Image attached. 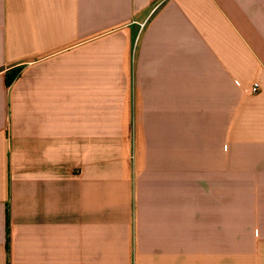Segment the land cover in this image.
<instances>
[{"label":"crops","instance_id":"0c3cea01","mask_svg":"<svg viewBox=\"0 0 264 264\" xmlns=\"http://www.w3.org/2000/svg\"><path fill=\"white\" fill-rule=\"evenodd\" d=\"M0 264H264V0H0Z\"/></svg>","mask_w":264,"mask_h":264},{"label":"trees","instance_id":"16d2710c","mask_svg":"<svg viewBox=\"0 0 264 264\" xmlns=\"http://www.w3.org/2000/svg\"><path fill=\"white\" fill-rule=\"evenodd\" d=\"M19 74V70L16 71L15 73L11 74L10 76H7V84H11L12 81L14 80V78H16V76Z\"/></svg>","mask_w":264,"mask_h":264},{"label":"built area","instance_id":"2783aa9c","mask_svg":"<svg viewBox=\"0 0 264 264\" xmlns=\"http://www.w3.org/2000/svg\"><path fill=\"white\" fill-rule=\"evenodd\" d=\"M259 90H260V86L258 85V83H254L250 88L251 93H257Z\"/></svg>","mask_w":264,"mask_h":264}]
</instances>
